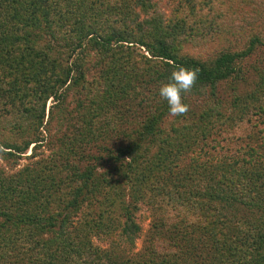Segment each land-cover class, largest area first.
I'll return each instance as SVG.
<instances>
[{
    "label": "trees",
    "instance_id": "16d2710c",
    "mask_svg": "<svg viewBox=\"0 0 264 264\" xmlns=\"http://www.w3.org/2000/svg\"><path fill=\"white\" fill-rule=\"evenodd\" d=\"M0 264H264V0H0Z\"/></svg>",
    "mask_w": 264,
    "mask_h": 264
},
{
    "label": "rangeland",
    "instance_id": "374dc122",
    "mask_svg": "<svg viewBox=\"0 0 264 264\" xmlns=\"http://www.w3.org/2000/svg\"><path fill=\"white\" fill-rule=\"evenodd\" d=\"M202 50H203V49H202ZM49 104H50V102H48L47 105H49ZM28 153H29V151H28ZM142 211H143V213L147 214L144 210H142ZM145 227H146V224H145ZM140 242H141V241H137V242H136V247H137V248L140 246Z\"/></svg>",
    "mask_w": 264,
    "mask_h": 264
}]
</instances>
